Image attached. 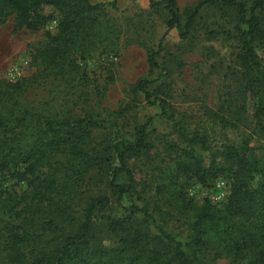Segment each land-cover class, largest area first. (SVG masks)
Segmentation results:
<instances>
[{
    "label": "trees",
    "instance_id": "obj_1",
    "mask_svg": "<svg viewBox=\"0 0 264 264\" xmlns=\"http://www.w3.org/2000/svg\"><path fill=\"white\" fill-rule=\"evenodd\" d=\"M44 6L52 7L57 19L55 31L46 32L45 40L31 49V61L40 70L14 83L0 79V175L8 173L27 185L22 193H13L0 182V264H216L221 259L225 264H264V153L258 156L247 140L209 151L206 131L187 128L167 110V84L149 90L154 81L141 77L131 89L160 107L181 143L173 142L169 150L174 154L170 180L156 183L154 192L188 218L191 233L185 241L169 232L147 204L124 205L126 195L136 193L128 160L151 149L152 117L135 128L132 140L99 148L93 140L101 127L97 85L95 104L79 114L48 101L34 106L26 99L33 84L50 80L54 94L74 97L73 104L80 96L86 103L92 82L85 61L94 53L120 50L123 31L108 10L116 9V0H0V25L12 16V32L37 31L48 22ZM159 6L167 9L168 29L175 27L181 39L192 32L204 8L214 6L230 15L235 32L227 34L235 42V67L227 70L232 84L215 106L201 107L202 118L220 130L247 126L251 100L250 121L264 131V58L256 51L264 47V0H196L182 9L177 0H149L150 8ZM133 38L127 42L146 48L149 71L161 70L162 37L156 49ZM122 172L130 176L125 182L119 179ZM221 175L230 183L220 206L209 201L197 205L188 196L187 181L210 186ZM92 179L101 186L98 193L76 199L79 188L86 192ZM112 196L122 208L119 215L106 213ZM99 226L105 235L98 236Z\"/></svg>",
    "mask_w": 264,
    "mask_h": 264
},
{
    "label": "rangeland",
    "instance_id": "obj_2",
    "mask_svg": "<svg viewBox=\"0 0 264 264\" xmlns=\"http://www.w3.org/2000/svg\"><path fill=\"white\" fill-rule=\"evenodd\" d=\"M110 1L112 0H90L92 3ZM195 1L177 0V4L179 9H182ZM108 10L123 31L120 36V50L115 54L94 53L85 61L92 82L88 88L91 93L88 101L85 103L78 96V103L73 104L74 97H71V101L64 92L54 94V83L50 80L46 82L39 80L33 84L26 93V99L34 106H44L43 104L48 101L58 110H72L79 114L89 108L88 104H95L97 95L94 86L97 85L101 91L96 105L101 127L93 132V140L98 147L100 146L99 148L111 147L121 140H132L135 128L152 117L148 136L153 144L151 149L128 160L136 193L126 195L124 205L147 204V207L154 211L156 219L169 232L178 240L185 241L191 233L188 218L168 208L154 192L156 183L160 181L166 183L170 180L174 171L171 161L174 154L172 152L169 154V150L173 142L179 145L181 143L173 132L172 120L162 113L158 105L148 103L142 93L132 91L131 85L141 77L154 81L149 90L158 83L167 84L169 88L168 96L165 98L168 103L167 110L187 128L197 127L200 132L206 131L209 135V151L219 148L221 143L239 144L240 141L247 140L250 146L255 147L256 154L262 156L264 131H259L250 121L253 111L251 100L247 101V126L220 130L217 127H208L202 118L201 107L215 106L220 94L232 84L227 69L235 67V42L227 31L235 32L234 22L230 20V15H221L216 7H207L199 13L189 36L181 39L175 27L168 29L167 9L163 6L150 8L149 0H116V9L109 7ZM43 13L48 16V22L37 31L22 29L16 33L12 32V16L0 25V79L14 83L40 70L31 61L30 52L33 46L45 40L46 32L55 31L57 19V12L50 6H44ZM129 36L153 49L157 48L162 37V50L157 60L162 69L167 68L170 73L165 75L162 69L149 71L146 48L136 42H127ZM256 51L264 58V47H259ZM12 67L18 70L16 78L8 73ZM128 102H132L131 108L117 114L116 111ZM159 113L161 116H157ZM196 148L201 150L199 146ZM209 151L202 153L207 155ZM130 176L122 172L119 179L125 182ZM0 182L13 193H22L27 189L24 181H16L8 173L0 175ZM89 182L88 193L81 192L85 189L82 186L79 188V194L77 191L76 199L98 193L101 189L96 179ZM186 183L187 194L197 205L209 201L215 206H220L228 195L230 179L226 175L218 176L210 186H202L194 180ZM106 213L109 215L122 213V208L113 196L112 204ZM97 233L98 236L105 235V227L99 226ZM225 263L224 259L216 262Z\"/></svg>",
    "mask_w": 264,
    "mask_h": 264
},
{
    "label": "built area",
    "instance_id": "obj_3",
    "mask_svg": "<svg viewBox=\"0 0 264 264\" xmlns=\"http://www.w3.org/2000/svg\"><path fill=\"white\" fill-rule=\"evenodd\" d=\"M8 73L12 76V77H15L17 76L19 73H18V70L15 68V67H12L9 69ZM16 78V77H15Z\"/></svg>",
    "mask_w": 264,
    "mask_h": 264
}]
</instances>
